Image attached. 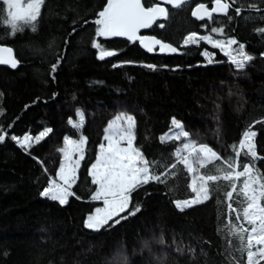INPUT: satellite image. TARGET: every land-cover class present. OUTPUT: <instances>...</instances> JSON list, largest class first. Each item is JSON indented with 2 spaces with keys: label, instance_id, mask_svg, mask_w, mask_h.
I'll return each mask as SVG.
<instances>
[{
  "label": "trees",
  "instance_id": "1",
  "mask_svg": "<svg viewBox=\"0 0 264 264\" xmlns=\"http://www.w3.org/2000/svg\"><path fill=\"white\" fill-rule=\"evenodd\" d=\"M151 1L143 0L146 7ZM192 4L171 9L162 30L154 32L177 49L165 57L151 56L138 44L98 37L95 20L106 0H45L36 31L24 25L14 36L4 22L6 12L0 14V45L12 47L21 63L17 70L0 67V134H5L0 142V264H246V252L237 251V237L228 234L232 224L251 227L242 212L237 221L228 207L231 203L240 211L246 204L239 196L245 176L208 181L210 199L183 211L176 201L195 197L193 177L222 176L217 166L238 172L250 163L258 189L264 183V32L258 31L264 29V0H235L231 19L219 15L205 25L192 19ZM213 27H222L223 34L212 32ZM192 33L235 38L236 48L243 44L253 59L237 69L210 43L185 44ZM101 51L114 55L101 59ZM205 51L215 56L213 63L206 61ZM80 111L84 121L75 127L69 121L78 122ZM122 113L135 118L136 146L149 161L159 162L156 171L169 175L162 177L166 183L149 181L135 190L129 209L114 218L120 223L90 230L86 219L102 201L93 199L97 186L89 169L108 125ZM173 119L189 138L170 139ZM47 129L28 147L10 139L37 137ZM248 129L256 133L255 159L239 148ZM82 137L87 142L70 189L74 195L65 205L43 197L57 178L68 140ZM187 140L210 146L221 159L188 172L174 155ZM233 161L237 166L228 169ZM231 184L236 192L229 200ZM238 196L244 204H237ZM136 204L140 210L129 215ZM240 234L248 236L242 229Z\"/></svg>",
  "mask_w": 264,
  "mask_h": 264
},
{
  "label": "snow or ice",
  "instance_id": "2",
  "mask_svg": "<svg viewBox=\"0 0 264 264\" xmlns=\"http://www.w3.org/2000/svg\"><path fill=\"white\" fill-rule=\"evenodd\" d=\"M186 0H167V3L173 7L179 8L184 4ZM214 7L209 10L203 3L199 4L192 15L199 20H204L205 17L208 20H212L213 13L223 14L229 19V8L235 0H212ZM45 4V0H27L26 4L22 6V0H2L0 5V14L6 12L4 22L10 27V34L15 35L18 31H23L24 28L18 25V21H22L24 25H31V31L35 32V21L41 15L42 6ZM3 6H6L3 7ZM15 9V11H13ZM240 8L235 9V14L239 15ZM167 9L162 7L160 3H153L149 6H145L142 0H107L106 7L98 13V19L95 20V24L99 27L96 29L98 37H127L129 41L139 40L149 51H152V45H160V51H164L165 48H169L172 52L177 51L176 48H172L171 45L164 44L155 37H142L138 36V32L141 28L150 27L158 17L167 18ZM163 28L164 24L158 25ZM212 32L223 34L224 29L222 27H213ZM258 31L264 32V29H258ZM199 41H207L216 48H224L227 45L229 51L226 53L230 59L228 62L235 65L237 69H243L246 62L251 61L253 57L244 51V45L240 44L238 48L232 49V45H236L238 42L235 38H230L227 41L213 40L211 36H199L196 33L190 34L185 44L191 42L192 44H198ZM148 42V43H145ZM93 47L100 48L99 43H94ZM7 53L5 56L3 54ZM12 49L0 47V64H10L12 67H16L18 61L12 56ZM114 53L112 51H101L100 58L104 56H111ZM205 56L211 55L207 51L203 53ZM209 62H212L209 60ZM57 65H53V71ZM148 67L155 70L154 65H148ZM79 123L74 124L75 127L82 126L83 113L78 112ZM124 121V125L118 123ZM73 123V121H69ZM173 131L170 134V139L179 141L181 137L189 138L190 134L183 129L181 122L173 119L171 122ZM135 118L127 114H119L115 118V121L110 125L109 129H106V135L104 139L108 142L107 145H100V153L96 162L91 166L92 183L98 186V190H95L94 200L103 199L104 207L97 208L94 215H89L86 221V227L95 231H100L109 225V221H113L114 217L120 216L122 212L129 209V205L132 200V193L140 186L149 183V181H157L160 183H166L162 177H167L169 173L167 171L158 172L156 168L159 164L158 161H149L142 150L134 145ZM51 129L42 131L35 138L37 142L50 132ZM256 133L251 129L246 130L242 134V140L239 142V148L247 147L248 153L253 159L257 158L255 151V144L253 138ZM5 139V134H0V142ZM10 139L18 141L21 147L33 139L30 135H26L20 140L15 135H12ZM161 142H164V137H161ZM69 144L74 145V150L80 151V159L83 156V145L86 143V138H82L78 143L76 141L69 140ZM126 145V146H125ZM235 152V156L239 157V151H235L236 146H232ZM187 153L185 155L184 153ZM246 154V155H247ZM174 155L176 162L183 164L188 172H196L197 166H203L209 162L210 158L217 160L221 159L219 155L208 145H197L194 141L187 140L181 147L175 149ZM65 159L70 160V155L65 154ZM79 162H76L78 167ZM236 161L228 163V169H234L236 167ZM76 167L71 165L62 166L59 170V178L63 182L58 184L55 180L51 182V186L46 188L42 195L49 197L53 201H58L61 205L68 203V197L74 195L69 189L76 179ZM171 168L176 167V163H173ZM254 165L245 163L242 171H226L223 167L217 166L216 171L223 173L222 176L216 174L200 175L198 178L193 177L191 180V191L195 193V198L184 201H176V206L181 211L185 207H191L194 204H201L210 199L208 181H216L218 179L232 180L234 177L239 179L241 176H248L243 182L241 193L246 200H241L238 196L237 204H244V206L237 211L235 207L230 203L228 207L232 211L236 212V220L240 221V213L242 212L244 221L251 227H243V224L239 226L237 224L231 225V230L228 233L231 236H236L238 240L237 251L242 254L246 252V264H259V259L254 261L255 257L264 259V205L260 203L264 198V183H261L259 189L251 187V185L257 182L258 178H253L250 173L253 170ZM199 180V186L197 181ZM230 191L226 193V196L231 200L233 193L236 192V185H230ZM140 210L139 205H133L129 215H135ZM121 219H127L126 216ZM258 222V223H257ZM120 223L119 219L114 220L115 224ZM241 229L243 232L248 233L245 237L241 235ZM223 231V229H221ZM254 242L256 245L255 250Z\"/></svg>",
  "mask_w": 264,
  "mask_h": 264
},
{
  "label": "rangeland",
  "instance_id": "3",
  "mask_svg": "<svg viewBox=\"0 0 264 264\" xmlns=\"http://www.w3.org/2000/svg\"><path fill=\"white\" fill-rule=\"evenodd\" d=\"M2 1V0H1ZM26 2H27V0H22V6H23V4H26ZM13 11H15V9H13ZM18 23V25H20V26H24V24H23V22L22 21H18L17 22ZM8 25V24H7ZM9 26V25H8ZM24 28V27H23ZM19 32H21V31H18L17 33H19ZM16 33V34H17ZM15 34V35H16ZM14 36V35H13ZM200 35H197V37H199ZM228 39H224V40H221V41H227ZM204 42H207V41H204ZM189 43H191V42H189ZM207 43H209V42H207ZM211 44V43H210ZM212 45V44H211ZM231 48L232 49H236V45H232L231 46ZM220 50H221V52L224 54V56L229 60L230 59V57H229V55H227L226 53L229 51V49H228V47H227V45H225L224 46V48H219ZM205 59H206V61L208 62V63H213L214 61H215V56L214 55H209V56H205ZM209 60H211L212 62H209ZM80 113H82L81 111H80ZM123 114H125V113H123ZM127 115H129V114H127ZM132 116V115H131ZM80 119V118H79ZM83 121H84V116H83ZM115 121V119L108 125V128L107 129H109V127H110V125H112L113 124V122ZM79 123V121L78 122H73V125L74 124H78ZM118 123H120L121 125H124V121H119ZM83 124V123H82ZM124 126H126V125H124ZM135 127V126H134ZM134 131V130H133ZM171 134V133H170ZM26 135H29V134H26ZM26 135H24V136H26ZM134 135H135V131H134ZM23 136V137H24ZM31 136V135H30ZM170 136V135H169ZM23 137H20L19 139L20 140H22L23 139ZM31 137H33V139L32 140H30L26 145H25V147H28V146H30L31 144H33V143H36L37 141H36V137H34V136H31ZM45 137V136H44ZM82 138H85V137H82ZM81 138V139H82ZM136 138V137H135ZM182 138V137H181ZM42 139V138H41ZM40 139V140H41ZM81 139H79V140H72V141H76L77 143L81 140ZM69 141V140H68ZM86 142H87V140H86ZM253 142H254V138H253ZM17 143L20 145V143L17 141ZM107 141L104 139V141L102 142V144H104V145H107ZM85 145H86V143H84V145H83V156H84V148H85ZM134 145L136 146V144H135V140H134ZM126 146V145H125ZM246 149H247V147H245ZM66 153H68L69 155H70V160H66L65 159V154ZM99 153H100V148H99V151H98V154H97V158H98V156H99ZM63 154H64V157H63V163L61 164V167L62 166H65V165H71L72 167H76V162L78 161L79 162V164H78V167H76V179H77V175H78V172H79V169H80V167H81V164H82V160L80 159V151L78 150V149H76V150H74V145H71V144H69V143H67V146L64 148V150H63ZM185 155H187V153L185 152L184 153ZM96 158V159H97ZM210 159H213V158H210ZM209 159V160H210ZM95 162H96V160H95ZM94 162V163H95ZM93 163V164H94ZM92 166V165H91ZM91 166H90V169H89V173H90V176L92 177V175H91ZM60 167V168H61ZM60 168H59V170H60ZM59 170H58V172H57V178L56 179H54L58 184H62L63 182L60 180V178H59ZM192 174H193V172H192ZM250 176L251 177H253V178H255V175L251 172L250 173ZM199 177V176H198ZM197 177V178H198ZM246 177V179H248V176H245ZM76 179H75V181H76ZM54 180H52V181H54ZM51 181V182H52ZM197 182H199V180L197 181ZM200 183V182H199ZM74 184V183H73ZM73 184H72V186H73ZM258 181L255 183V184H253V185H251V187H253V188H257L258 189ZM51 186V183L48 185V187H50ZM71 186V187H72ZM97 186V185H96ZM197 186H199L198 184H197ZM48 187H46V188H48ZM45 188V189H46ZM44 189V190H45ZM71 189V188H70ZM69 189V190H70ZM43 190V191H44ZM97 190H98V186H97ZM42 191V192H43ZM95 195V194H94ZM43 196V195H42ZM43 197H45V196H43ZM69 198H70V196L68 197V201H69ZM195 198V197H194ZM191 199H193V198H191ZM98 201H102V205L100 206V207H98V208H102V207H104V204H103V199L101 198V199H99ZM195 205H197V204H194L193 206H195ZM129 207H130V205H129ZM185 208H189V207H185ZM97 209V208H96ZM95 209V210H96ZM232 210V209H231ZM236 213V212H235ZM95 214V211H93V213H91V214H89V215H94ZM88 215V216H89ZM115 218V217H114ZM86 221H87V219H86ZM258 223V222H257ZM89 229V228H88ZM92 230V229H91ZM254 245H255V242H254ZM256 258L257 257H255L254 258V261L256 260ZM258 259H260L259 257H258Z\"/></svg>",
  "mask_w": 264,
  "mask_h": 264
},
{
  "label": "water",
  "instance_id": "4",
  "mask_svg": "<svg viewBox=\"0 0 264 264\" xmlns=\"http://www.w3.org/2000/svg\"><path fill=\"white\" fill-rule=\"evenodd\" d=\"M189 1H190V0H186V2H189ZM186 2H185V3H186ZM106 3H107V0H106ZM142 3H143V0H142ZM158 3H160V5H161L162 7H165V8L167 9V13H168V8H176V7H173L171 4L167 3V0H158ZM185 3H184V4H185ZM182 5H183V4H182ZM182 5H181V6H182ZM205 5H206V4H205ZM197 6H198V5H197ZM197 6H195V7L193 8V11L195 10V8H196ZM206 6H207V5H206ZM105 7H106V6H105ZM213 7H214V5H213ZM207 8H208V7H207ZM208 9H209V8H208ZM209 10H211V9H209ZM193 11H192V12H193ZM216 14H219V13H213V15H216ZM192 17H193V19L198 20V21H205V20L208 19L207 17H205L204 20H199V19H197V17H195V16H193V15H192ZM167 18H168V15H167ZM167 18H165V17H163V16L158 17L157 20H156V21H155L150 27H147V28H141V29L139 30V32H138V36H142V37H155V36H153V35H142V33L145 32V31H149V30H151V29H152V28H153L158 22H164V21L167 20ZM109 38H117V39L125 40V41L130 42V43H138L139 46L143 49V51H144L145 53H147V54H153V53H154V50H155L156 48H158V50H159V54L162 55V56H166V55L172 53V51H171L169 48H165L164 51H160V45H152L153 50H152V51H149L148 48L145 47L144 44H142L139 40H136V41H129V40L127 39V37H123V36H120V37H109ZM155 38L158 39V40H160V39L157 38V37H155ZM160 41H161L162 43H164V44H167V43L163 42L162 40H160ZM145 43H148V42H145ZM168 45H169V44H168ZM0 47H5V48H10V49H12V53H11V54H12V56H14V58L17 60L13 48H11V47H9V46H7V45H0ZM171 47H172V46H171ZM172 48H173V47H172ZM3 55L7 56L8 54L5 53V54H3ZM113 55H114V54H113ZM113 55H111V56H113ZM111 56H104V58H108V57H111ZM17 61H18V60H17ZM20 65H21V63L18 61L16 67H12L10 64H0V67H9V68H11L12 70H17V69L20 67ZM262 264H264V263H262Z\"/></svg>",
  "mask_w": 264,
  "mask_h": 264
},
{
  "label": "flooded vegetation",
  "instance_id": "5",
  "mask_svg": "<svg viewBox=\"0 0 264 264\" xmlns=\"http://www.w3.org/2000/svg\"><path fill=\"white\" fill-rule=\"evenodd\" d=\"M153 3H158V0H152L151 1V4H153ZM190 3H193L192 4V9H191V17H192V11H193V8L195 7V6H197V5H199V4H201V3H203V4H206L207 6H208V8H213V2H212V0H206V2H202V1H199V2H197V0H190L189 2H186L185 4H190ZM185 4H183V5H185ZM182 5V6H183ZM181 6V7H182ZM180 8V7H179ZM171 9H178V8H168V14H169V12H170V10ZM219 15H223V14H216V15H213V18L215 17V16H219ZM168 19V18H167ZM192 19H193V17H192ZM194 21H196V22H198V23H203L204 25H205V23L207 22V21H210V20H205V21H198V20H195V19H193ZM161 23H163L164 25H165V21L164 22H158L151 30H149V31H145V32H143L142 33V35H153V36H155V37H157L156 36V34H154V32L156 31V29H157V31L158 30H162V28L161 27H159L158 25L159 24H161ZM197 35H199L198 33H196ZM158 38V37H157ZM122 40V39H121ZM125 41V40H124ZM130 43V42H129ZM134 44H138V43H134ZM138 46H139V44H138ZM140 47V46H139ZM141 48V47H140ZM142 49V48H141ZM143 50V49H142ZM172 54V53H171ZM149 55H151V56H160V57H165V56H162V55H160L159 54V50H158V48H156L155 50H154V53L153 54H149ZM168 55H170V54H168ZM168 55H166V56H168Z\"/></svg>",
  "mask_w": 264,
  "mask_h": 264
},
{
  "label": "bare ground",
  "instance_id": "6",
  "mask_svg": "<svg viewBox=\"0 0 264 264\" xmlns=\"http://www.w3.org/2000/svg\"><path fill=\"white\" fill-rule=\"evenodd\" d=\"M208 7V6H207ZM231 8H232V6L229 8V12H230V10H231ZM209 9H212V8H209ZM115 39H117V38H115ZM167 43V42H166ZM167 44H169V43H167ZM169 45H171V44H169ZM8 46V45H7ZM172 47H173V45H171ZM10 47V46H9ZM12 48V47H11ZM174 48V47H173ZM113 53H114V51H112ZM112 57V56H111ZM108 58H110V57H108ZM103 59H106V58H103ZM229 210H230V208H229ZM232 213V212H231ZM91 230V229H90Z\"/></svg>",
  "mask_w": 264,
  "mask_h": 264
}]
</instances>
